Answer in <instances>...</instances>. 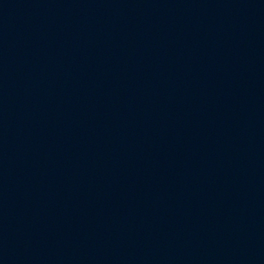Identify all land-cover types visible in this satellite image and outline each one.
<instances>
[{
	"label": "water",
	"instance_id": "1",
	"mask_svg": "<svg viewBox=\"0 0 264 264\" xmlns=\"http://www.w3.org/2000/svg\"><path fill=\"white\" fill-rule=\"evenodd\" d=\"M0 264H264V0H0Z\"/></svg>",
	"mask_w": 264,
	"mask_h": 264
}]
</instances>
